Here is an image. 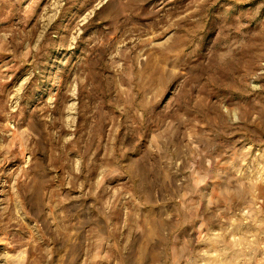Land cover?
<instances>
[{"label": "rangeland", "instance_id": "1", "mask_svg": "<svg viewBox=\"0 0 264 264\" xmlns=\"http://www.w3.org/2000/svg\"><path fill=\"white\" fill-rule=\"evenodd\" d=\"M0 264H264V0H0Z\"/></svg>", "mask_w": 264, "mask_h": 264}]
</instances>
